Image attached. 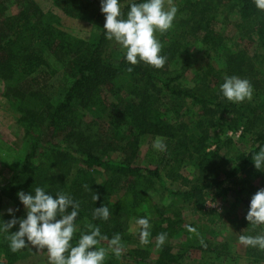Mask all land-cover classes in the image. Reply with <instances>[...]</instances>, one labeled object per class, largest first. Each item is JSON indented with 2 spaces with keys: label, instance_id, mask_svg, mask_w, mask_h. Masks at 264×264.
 Returning <instances> with one entry per match:
<instances>
[{
  "label": "trees",
  "instance_id": "16d2710c",
  "mask_svg": "<svg viewBox=\"0 0 264 264\" xmlns=\"http://www.w3.org/2000/svg\"><path fill=\"white\" fill-rule=\"evenodd\" d=\"M7 2L0 0V79L6 82L5 94L19 102L20 120L26 121V131L31 127L38 131L29 142V150L19 168L0 185V195L8 196L19 209L13 213L17 219L25 213L16 193L42 187L50 193L69 194L79 203L74 221L79 226L73 234V244L92 227H98L104 237L98 238V244L117 235L121 239L126 214L111 200L112 196L119 187L123 188L126 194L122 207L130 210L143 200L144 191L157 186L161 192L166 191L173 199H178L179 204L186 203L190 216L198 215L212 226L224 222L227 213L207 207L206 194H211L212 198L227 195L232 190L240 194L252 180L264 174L255 169L251 161L252 154L264 146V99L232 103L223 96H211V88L221 84L224 78L215 81L210 72L203 71L196 77L195 84L189 86L181 82V67H170L172 57L186 36L196 37L214 52L224 49V38L213 25V6L222 5L226 0H187L181 6L189 13V18L183 20L180 30L170 28L161 34L160 54L166 61L159 69L142 61L131 65L124 59L125 53L107 51L110 40L104 35L105 17L100 8L96 9L99 31L92 40L86 41L59 30L57 25L61 19L43 12L29 0H16L17 11L9 19ZM53 2L64 14L77 18L93 1ZM131 2L133 0L120 4L125 16ZM229 2L237 14L233 27L241 39L258 41L264 49V11L255 7L254 0ZM42 50L59 63L57 68L49 69L47 60L41 57ZM246 50L243 47L225 49V75L247 79L252 87L264 93V78L254 70L251 54ZM58 74L67 76L62 96L54 102L43 100L48 82ZM261 74L264 77V73ZM108 92L113 101H109ZM101 110L104 111L102 118L98 115ZM87 111L96 115L86 121L83 118ZM215 116L229 123H239L242 134L250 136L248 148L235 154L222 168L216 165L220 146L206 149ZM61 133L63 145L52 140ZM145 135L149 138L143 160L146 162L138 165L134 160L139 155L138 141ZM156 137L165 140V152L153 149ZM230 141L228 138L227 142ZM41 152L46 160L35 163ZM184 161L193 163L191 175L179 172ZM166 179L170 183L179 182L170 187ZM230 183L244 187L234 190ZM95 193L97 199L93 201ZM253 193L248 191L246 197L241 196L246 209ZM100 206L109 209L107 220L93 216L94 209ZM173 215L179 216V212L153 216V220H149L150 237L156 238L160 233L170 237L176 233V224L181 218L173 220ZM244 217L245 214L230 219L238 232L262 234V227L253 228ZM9 218L8 213L0 209V219L6 222ZM15 230L16 226L11 229ZM7 236L8 233H0L1 264H15L22 249L12 252ZM98 244L94 247L106 250L103 264H181L166 252L151 259L143 257L138 248L120 250L117 254L109 245ZM251 253L257 257L256 261L264 259V254L255 247L251 248Z\"/></svg>",
  "mask_w": 264,
  "mask_h": 264
},
{
  "label": "rangeland",
  "instance_id": "374dc122",
  "mask_svg": "<svg viewBox=\"0 0 264 264\" xmlns=\"http://www.w3.org/2000/svg\"><path fill=\"white\" fill-rule=\"evenodd\" d=\"M25 1V0H23ZM34 6L43 12H49L57 15L61 20L57 25L58 29L64 33L75 36L82 40H92L98 33V21L96 17V9L100 8L99 0H92L93 2L88 4V8L82 12L77 18L67 16L56 7L53 0H29ZM131 0H119L120 4H125ZM187 0H172L177 7V13L173 21L171 29L180 30L181 25L184 23V19L189 18V13L181 9V6L185 4ZM213 6V5H212ZM6 17L9 19L17 11L16 0H8L7 2ZM215 9L213 25L216 30L223 36L224 49L219 48L217 52L212 51L207 46L199 43L196 37L186 36L185 42H183L178 51L172 57L170 67L172 69H178L181 67L183 72V78L181 82L183 84L193 86L196 82V77L203 73V71L210 72L212 78L216 81L224 78V51L225 49L235 50L238 47L247 49L248 55L251 54V60L261 79L264 78L261 73H264V49L261 47L258 41L247 42L242 40L240 35L236 32L233 24L237 20V14L234 9L230 8L229 0L222 5H214ZM189 12V11H188ZM211 20V21H212ZM183 21V22H182ZM162 33L156 32L154 35L160 41ZM182 37L179 36V39ZM178 40V41H180ZM107 51H113L120 54L125 53L123 49L116 41L110 40L108 43ZM41 57L47 60L49 63V69L53 70L59 66V63L53 58V56L46 54L44 50L41 52ZM254 55V56H252ZM27 70H29V67ZM19 74V73H18ZM17 74V76H18ZM65 74L55 75L47 84L45 91L43 92V100L49 99L54 102L60 98L64 91L66 82ZM259 77V76H258ZM11 82V81H10ZM6 82L0 79V185L4 184L10 176L19 168L24 155L29 150V142L37 136L38 131L31 127L28 131L25 120H20L22 116L19 110V102L14 97L5 94ZM219 83L217 86H213L210 90L211 96L222 97L219 91ZM253 93L251 99L247 101H258L264 99V93L262 89L252 87ZM109 101H113L112 94L108 92ZM98 108V107H97ZM102 108V107H101ZM99 108V109H101ZM103 112L100 111L98 115L103 117ZM77 115L81 116L78 112ZM95 112H88L83 119L90 120L95 117ZM110 131V130H109ZM111 132V131H110ZM138 141L137 152L139 155L135 157V163L143 165L144 156L149 147L148 136H140ZM230 138V142L227 139ZM52 140H57L59 144H64L63 135H54ZM206 149L212 150L216 145L220 146L218 151L219 159H216V165L220 168L226 165L229 159H232L235 154L248 148L250 144L249 134H242L239 123H229L227 119H219L215 116L212 120L210 127V137L207 141ZM46 160L44 152H41L39 156L35 158V163ZM194 166L191 162H183L179 168V172L184 175H191ZM234 179H236L234 177ZM237 180V179H236ZM167 184L170 187H175L179 180L170 183L166 179ZM238 182V181H237ZM228 184V183H227ZM234 190H238L240 187H244L238 183H230ZM264 187V174L251 181L249 185L244 187L240 194H235V191H230L227 195H220L216 198H212L211 194H206L205 204L207 207H214L220 212L226 214L225 221L216 225H209L202 221L198 215L190 216L188 213L186 203H180L179 200L173 199L168 192L160 191L159 187L155 189L149 188L144 191L143 200L139 201L137 208L124 209L123 200L126 192L123 188L119 187V190L115 192L111 200L120 208L124 218H126V228L123 233V237L120 239V250H128L131 248H138L141 250L143 257L156 259L164 252L170 253L181 264H264V259L261 258L256 261V258L251 253V248L240 243L238 237L241 234L238 232L230 219L233 217H239L246 214V205L241 196L246 197V193L249 191L255 192L259 188ZM177 203V204H176ZM12 207L15 208V202L8 196L0 195V209L6 212V209ZM24 213L26 210L21 205ZM169 211L179 212V216L173 215L174 220L177 217L181 218V222L176 224L177 232L170 237L165 238V242L157 246L156 238L150 237L148 234V243H141V226L137 224L138 218L145 217L148 220L154 218L163 213L166 214ZM231 214H230V213ZM233 215L231 217L230 215ZM150 224V221H149ZM76 230L79 223H75ZM262 229L260 233L264 234V225L260 226ZM149 233V229H148ZM252 235V234H245ZM111 240H105L98 244V246L110 245ZM107 247V246H106ZM259 253L264 254V249H258ZM3 262V255L0 252V264ZM15 264H49L48 253L46 249H38L31 245L22 249L20 258ZM120 264H134L130 262H123Z\"/></svg>",
  "mask_w": 264,
  "mask_h": 264
},
{
  "label": "clouds",
  "instance_id": "9594fccd",
  "mask_svg": "<svg viewBox=\"0 0 264 264\" xmlns=\"http://www.w3.org/2000/svg\"><path fill=\"white\" fill-rule=\"evenodd\" d=\"M254 4L264 11V0H254ZM100 11L105 17V38L116 41L125 49L127 62L135 65L142 61L157 69L164 66L166 57L160 54L162 45L154 33H163L172 27L177 13L172 0H133L128 5L126 16L121 11L119 0H100ZM219 91L232 103L251 99L253 93L250 82L235 75L225 76ZM152 147L159 152L167 150V144L161 137L154 138ZM251 161L255 169L264 171V146L252 154ZM16 196L26 210L25 215L17 219L13 213L19 209L9 207L6 212L10 218L6 222L0 219V233H8L6 238L12 252L31 245L47 250L49 264H103L106 250L94 247L99 239L104 238L98 227H92L75 244L72 243L76 231L74 221L80 205L69 194L50 193L42 187H35L30 192L18 191ZM96 199L95 193L92 200ZM93 216L107 220L109 209L105 206L95 208ZM244 218L253 228L264 225V187L252 194ZM137 224L142 229L141 243H148L149 220L141 217ZM14 226L16 230L11 231ZM165 238V233L158 234L157 246L162 245ZM238 239L245 246L264 249V234L240 235ZM110 245L119 254L118 235L112 237Z\"/></svg>",
  "mask_w": 264,
  "mask_h": 264
}]
</instances>
